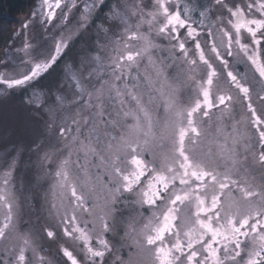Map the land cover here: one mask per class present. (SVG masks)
Instances as JSON below:
<instances>
[{
  "label": "rangeland",
  "instance_id": "1",
  "mask_svg": "<svg viewBox=\"0 0 264 264\" xmlns=\"http://www.w3.org/2000/svg\"><path fill=\"white\" fill-rule=\"evenodd\" d=\"M160 6V0H39L0 51V227L14 232L13 245L33 242L41 227L44 264H62L61 243L77 247L56 223L71 214L98 249L110 240L112 261L121 262L122 238L130 242L145 227L135 216L145 206L146 184L133 186L128 202L132 194L122 186L129 172L162 174L165 156H178L173 151L199 90L191 89L188 58L165 57L155 44L164 24ZM134 32L141 39L130 50L143 58L145 85L118 91L104 73L105 59H118L123 35ZM78 242L85 247L87 240Z\"/></svg>",
  "mask_w": 264,
  "mask_h": 264
},
{
  "label": "flooded vegetation",
  "instance_id": "2",
  "mask_svg": "<svg viewBox=\"0 0 264 264\" xmlns=\"http://www.w3.org/2000/svg\"><path fill=\"white\" fill-rule=\"evenodd\" d=\"M160 2L164 24L159 23L161 39L155 44L165 57L183 55L186 63L188 58L191 89L199 90L173 151L178 156H165L162 174L145 178L147 171L139 175L133 170L120 185L131 193L146 184L141 191L145 206L135 216L145 227L135 230L131 243L122 238L121 262L112 261L110 240L101 251L89 228L77 231L80 216L73 214L56 217L64 236L77 243L58 244L61 262L264 264V0H227L231 11L219 0ZM136 34L123 35L118 59H105L104 73L115 79L112 86L118 91L145 85L143 58L130 50L140 43ZM133 197L126 198L130 202ZM36 233L33 242L19 238L13 245L14 232L0 227V264H44L41 227ZM83 237L85 247L78 242Z\"/></svg>",
  "mask_w": 264,
  "mask_h": 264
},
{
  "label": "trees",
  "instance_id": "3",
  "mask_svg": "<svg viewBox=\"0 0 264 264\" xmlns=\"http://www.w3.org/2000/svg\"><path fill=\"white\" fill-rule=\"evenodd\" d=\"M39 0H0V51L9 47L17 30L18 21L35 8ZM20 23V22H19ZM105 123V121L102 123ZM41 159H39V164ZM36 163V162H35ZM38 164V162L36 163ZM42 175L40 178L42 179Z\"/></svg>",
  "mask_w": 264,
  "mask_h": 264
}]
</instances>
